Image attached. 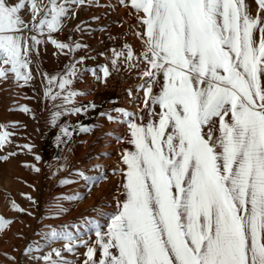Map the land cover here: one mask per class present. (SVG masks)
<instances>
[{"label":"snow or ice","instance_id":"6c2138e0","mask_svg":"<svg viewBox=\"0 0 264 264\" xmlns=\"http://www.w3.org/2000/svg\"><path fill=\"white\" fill-rule=\"evenodd\" d=\"M85 2L48 0L38 8L35 0H17L13 5L0 0V80L11 74L18 87L21 81L27 84L30 53L42 41L37 35L25 37L24 32L43 34L47 30L51 36L61 28L70 6ZM119 3L130 6L144 26L138 35L144 38L142 58L148 67L141 73V90L146 107H159V113H148L158 120L136 123L134 113L120 108L113 109L118 116L100 113L109 122L126 123L131 135L128 143L134 150L121 156L126 166V198L118 202L106 231L93 222L94 242L77 243L71 233L55 229L46 234V242L63 240L64 250L70 254L85 247L83 264H264V18L259 15L264 0H256L255 18L247 11L245 0ZM26 7L34 21L31 27L21 15ZM257 31L259 41L254 38ZM51 43L60 50H73L54 39ZM125 49L114 51V57L122 56L129 68L138 67L132 63V50L127 45ZM116 58L112 66L118 70ZM90 71L95 75V70ZM101 71L105 77L110 74L107 67ZM76 74L73 65L59 79L58 87L67 91ZM157 83L160 90L155 93ZM82 94L46 93L68 104ZM89 107L95 105L57 111L53 122L62 114H79ZM80 131L90 129L80 127ZM61 133L70 135L66 126ZM10 135L0 132V148L10 142ZM26 166L39 171L35 165ZM77 175L93 184L100 179L82 172ZM12 210L25 211L15 202ZM10 223L0 217V231ZM97 251L99 259L95 258ZM53 253L58 259L52 258ZM38 259L46 264H74L59 249Z\"/></svg>","mask_w":264,"mask_h":264},{"label":"rangeland","instance_id":"374dc122","mask_svg":"<svg viewBox=\"0 0 264 264\" xmlns=\"http://www.w3.org/2000/svg\"><path fill=\"white\" fill-rule=\"evenodd\" d=\"M35 2L38 8H42L47 5L48 0H35ZM8 3L13 5L17 3V0H8ZM70 7L71 11L62 19L61 28L51 36L47 30L43 34L28 30L24 32L25 37L37 35V38L42 41L39 45H35L30 53L31 64L28 71L31 72V79L29 82L24 84L21 81L22 86L18 87L11 74L8 79L0 80V125L6 126L0 128V132L11 133L8 138L10 142L0 148V157H8L7 160L0 159V217L11 221L3 231H0V264H46L38 257L52 253L53 249L61 250L65 259L75 262L77 257L85 252L83 246L77 247L75 254H70L64 250L65 241L46 242V234L53 229L69 232L79 243L80 240L88 241L96 236L87 232L89 227L94 226L93 222L95 224L106 222V219L105 221L100 219L107 215L102 211L103 209H98V206L103 204L104 195L113 192L112 188L115 187L108 184L97 193L94 189L99 187L103 179V169L109 167L111 157L119 156L121 148L119 143L123 146V123L109 122L104 116L101 122L94 125L93 131L88 132L85 139L83 138V144H80L82 148L86 142H93L92 146L97 145L96 154L88 160L103 162V165H100L101 168L95 171L96 177L102 173L95 184H90L82 180L83 178H70L72 171L67 169L50 175L48 167L49 164L59 163L63 145L68 137L58 131V128L65 120L77 115L62 114L53 122V114L57 111L64 113L65 109L72 106L83 109V105L90 99L108 92L100 90L104 76L101 69L107 67L109 72L117 70L113 68L112 60L116 58L113 55L114 51L123 52L125 11L119 0H86L83 5ZM21 15L31 27L34 21L30 9L26 7ZM52 39L71 45L73 50L58 49L51 43ZM29 44H31L30 40ZM76 44L81 47L75 48ZM81 59L82 62H80ZM116 59L118 71L125 72L123 57ZM73 65L77 74L72 77V83L67 86V91L83 94L73 97L71 104L65 103L60 98L55 100L49 98L46 95L48 92L67 94V91H62L58 87V82L60 78L66 76ZM90 70H95V75ZM127 99L121 106L117 105L113 99L110 106L103 107L107 108L104 113L118 116L119 114L113 109L125 110L129 103ZM21 108H27L30 111L24 112L20 110ZM132 109H137V113H141L142 110L140 106ZM127 110L131 111L130 108ZM58 136L60 140L57 139ZM23 145L32 146L31 151L21 147ZM88 147L81 149L82 152L85 151V154L81 153L79 159L85 158ZM9 153H16V155L9 156ZM36 156L40 157L39 161L35 159ZM67 159L68 157L64 158L61 166H66L71 161ZM75 160L78 164L77 159ZM104 162H106L105 165ZM83 164L81 163V166H87L86 163ZM26 165H35L39 171ZM65 180L69 183L62 184L61 182ZM94 192L98 195L92 203L86 204L88 208H80L79 205H82L84 200ZM67 197L78 198L67 199ZM12 202L25 211L12 210ZM37 247L39 251L35 250ZM30 248L32 251H27ZM52 258L58 259L54 253Z\"/></svg>","mask_w":264,"mask_h":264},{"label":"crops","instance_id":"0c3cea01","mask_svg":"<svg viewBox=\"0 0 264 264\" xmlns=\"http://www.w3.org/2000/svg\"><path fill=\"white\" fill-rule=\"evenodd\" d=\"M245 4L247 6V11L252 17H256L258 13V5L256 3V0H245ZM77 6V5H76ZM123 10L125 11V16H123V52H126L125 45L129 46V48L134 53L133 61L132 63H135L138 65V67L129 68L128 64L129 62H126L123 58V68L125 69V72L131 82L132 87L130 89L131 95L129 93L126 95L125 100L128 97V106L125 109H131V111L135 114L136 123H142L147 124L150 120L155 121L158 120V116L149 117L148 113L149 111H154L155 113H159L160 109L158 106H152V108L146 107L143 103L144 101V92L141 90V85L144 83V80L141 79V73L147 69L148 65L143 61L142 53L145 50L144 46V38H142L141 35H138V33L142 34L144 31V26L140 24L137 20V14L136 12L130 7L123 5ZM141 15H143L141 13ZM259 15L264 18V11H261ZM254 38L259 41L260 34L257 31L254 34ZM48 78V75H47ZM158 80L160 83H162V77H158ZM262 85H264V76L261 77ZM160 83H157L153 87V91L155 93H158L160 90ZM102 92L104 90L100 89ZM113 95L109 92H104L99 94L93 99H90L85 105H95V107H89L86 111L82 110L79 114L72 116L71 118L65 120L60 127L58 128V131L61 132V127L66 126L68 128V131L70 135L66 138V142L63 145L61 156L59 157V163H52L49 164L48 172L50 175H53L56 171L60 172V170L67 169L68 171H72V174L70 175V178H83L77 173H84L85 176H91L96 177V170L101 168V163L103 165V162H91L89 164L90 166H79V163L76 162V156L80 154L82 151V147H80V144L82 143V140L85 136L88 135V132H92L95 128L94 125H96L97 122H101L104 116H101L100 113H104V110L107 108H103L104 106H110L111 103H113ZM141 107V113H137V109H132L134 107ZM135 110V111H134ZM225 119H228L226 117ZM80 127H88L90 131L88 132H82L80 131ZM94 127V128H93ZM218 127V124H217ZM219 133L217 132V135ZM131 139L130 132L128 131L127 124L123 123V146H121L122 143H119L120 151L118 158L111 157V160L109 161V167H106L103 169V179L99 183V187H95L94 191L97 193L102 188H105L108 184L113 185L115 188H112L113 192L110 194H105L102 201L103 204L100 205V209H103L104 213L107 215L103 217L102 220L106 219V222L103 224H99L101 226V229L106 231L108 224L110 223V219L113 215L117 212V205L118 202H122L126 197L124 195V183L126 182L123 176V171L126 170V166L122 163V153L127 151L134 150V145L128 143V141ZM122 140V139H121ZM82 145V144H81ZM68 157V161L71 159L70 162L66 164V166L62 165L64 158ZM98 164V165H97ZM106 162H104V165ZM79 169V171H78ZM122 170V171H121ZM89 172V173H88ZM87 173V174H86ZM102 173L99 174L98 177L102 175ZM105 173V174H104ZM82 180H85L84 178ZM91 184V182H90ZM97 190V191H96ZM117 190V191H116ZM91 193L89 197L84 200V203L82 205H79V207L88 208L86 206L87 203H92L95 199V197L98 194ZM83 195L78 199L79 201ZM104 207V208H103ZM98 208V209H99ZM101 219V218H100ZM94 226L87 229V232H91L93 235H95ZM96 240V236L91 237L90 240H88L89 243H92ZM84 248V253L79 255L77 257V260L74 262V264H83L84 260L86 259L85 253L87 249ZM112 251L115 253V249H112ZM96 259L100 258V252L97 251Z\"/></svg>","mask_w":264,"mask_h":264},{"label":"built area","instance_id":"2783aa9c","mask_svg":"<svg viewBox=\"0 0 264 264\" xmlns=\"http://www.w3.org/2000/svg\"><path fill=\"white\" fill-rule=\"evenodd\" d=\"M102 88L112 94L115 103L121 106L131 88V80L126 73L112 70L107 77H102Z\"/></svg>","mask_w":264,"mask_h":264},{"label":"bare ground","instance_id":"6f19581e","mask_svg":"<svg viewBox=\"0 0 264 264\" xmlns=\"http://www.w3.org/2000/svg\"><path fill=\"white\" fill-rule=\"evenodd\" d=\"M123 18H124V17H123ZM15 86H16V85H15ZM15 93H16V92H15ZM52 101H53V100H52ZM102 120H103V119H102ZM104 120H105V119H104ZM114 126H115V125H114ZM107 129H108V128H107ZM93 134H94V133H93ZM90 135H91V134H90ZM95 135H97L96 132H95ZM95 135H94V137H95ZM99 135H100V134H99ZM119 135H120V134H119ZM88 137H89V136H88ZM96 138H97V137H96ZM84 139H85V138H84ZM106 139H107V138H106ZM106 139H105V140H106ZM112 139H113V138H112ZM97 140H100V139H97ZM102 140H103V139H102ZM109 140H110V139H109ZM109 140H108V141H109ZM112 141H113V140H112ZM85 142H86V141H85ZM95 142H96V141H95ZM101 143H102V141H101ZM82 144H83V143H82ZM92 145H93V142H86V144H84V147H83V148L85 149L86 147L89 146V147H88L89 149L87 148V149H88V153H87V155H86V156L84 155V154H85V153H84L85 151H83V152L81 151L80 154H79L78 156H76V159H77V161H78V163H79V166L81 165V163H84V164L86 163L85 165L90 166L89 164H91V160H90V161H88V160L91 159V157H93L94 154H96V152H97V149H96V148H97V145H94V146H92ZM108 146H109V145H108ZM114 146H115V145H114ZM81 147H82V146H81ZM100 147H101V146H100ZM83 148H82V150H84ZM87 149H86V150H87ZM103 149H105V148H103ZM103 149H102V151H103ZM98 151H99V150H98ZM81 153H84L83 155L85 156V158L83 157V159H79V158L81 157V156H80ZM92 155H93V156H92ZM79 156H80V157H79ZM107 158H108V157H107ZM103 159L105 160L106 158H103ZM93 160H94V159H93ZM106 160H107V159H106ZM95 162H96V161H95ZM92 163H93V161H92ZM84 164H83V165H84ZM97 165H98V164H97ZM101 165H102V163H101ZM80 167H81V166H80ZM121 171H122V170H121ZM101 180H102V179H101ZM96 191H97V190H96ZM116 191H117V190H116ZM99 207H100V206H98V208H99ZM101 207H102V206H101ZM101 207H100V208H101ZM103 208H104V207H103ZM97 211H98V210H97ZM97 211H96V212H97ZM102 211H103V210H102ZM102 211H101V212H102ZM93 214H94V213H93ZM97 214H99V213H97ZM101 215H102V214H101ZM88 218H89V217H88ZM101 219H103V218L101 217ZM104 221H105V220H104ZM89 224H90V223H89ZM75 225H76V224H75ZM89 228H90V227H89Z\"/></svg>","mask_w":264,"mask_h":264}]
</instances>
